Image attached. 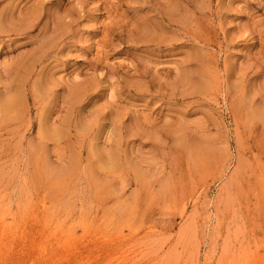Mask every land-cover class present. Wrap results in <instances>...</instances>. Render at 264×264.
Masks as SVG:
<instances>
[{
	"label": "rangeland",
	"instance_id": "374dc122",
	"mask_svg": "<svg viewBox=\"0 0 264 264\" xmlns=\"http://www.w3.org/2000/svg\"><path fill=\"white\" fill-rule=\"evenodd\" d=\"M0 264H264V0H0Z\"/></svg>",
	"mask_w": 264,
	"mask_h": 264
}]
</instances>
